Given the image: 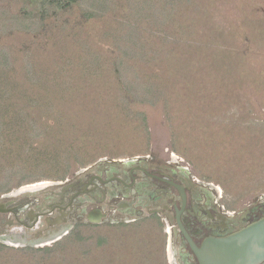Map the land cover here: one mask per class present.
Segmentation results:
<instances>
[{
	"label": "rangeland",
	"instance_id": "rangeland-1",
	"mask_svg": "<svg viewBox=\"0 0 264 264\" xmlns=\"http://www.w3.org/2000/svg\"><path fill=\"white\" fill-rule=\"evenodd\" d=\"M44 1L14 0L12 11L36 13ZM134 1L80 0L64 14L48 17L46 26L38 32L12 37L19 47L17 57L20 58L7 73L13 74L12 79L20 85L19 93L11 86L13 101L26 106L27 115L31 113L40 118L37 130L43 123L47 131L63 128L67 133L69 129L64 126L70 122L69 136L80 130L87 131L86 135L81 134L79 144L93 154L88 155L86 165H75L64 179L45 177L14 187L13 196L28 197L17 192L27 186L41 185L36 187L40 188L34 194L37 197L60 188V184L96 164L156 157L162 161L173 159V163L188 169L198 182L211 185L231 213L260 205L264 200V0H198L195 9H183L185 17L190 16L184 25L190 34L193 32L189 41L192 53L182 47L177 50L180 57L174 55L175 58L167 59L168 64H161L159 57L152 59V53L149 60L130 61L138 73L130 82L140 86L154 83L167 92L155 105L138 101L137 95H129L123 85L134 86L122 83L114 71L113 64L122 55L120 50L127 32L136 29L137 34L140 22L142 34L150 38L149 44L154 43L150 49L163 46L162 35L167 32L161 19L134 18V5L147 10V14L152 10L156 15L161 13L158 3L153 8L152 0H139L138 4ZM93 12L95 16L88 18ZM222 43L225 45L218 46ZM169 45L175 54V40ZM27 52L33 58L26 59ZM177 59L189 72L184 70L175 78ZM228 62L231 69L225 66ZM168 65L172 66L171 70H167ZM34 68L37 77L44 78L41 87L31 83ZM227 71L234 74L229 80ZM54 82L65 86H54ZM47 83L50 88L44 86ZM67 94L72 98H65ZM39 97L42 110L33 109L31 100ZM49 100L75 120L43 115L45 101ZM31 124L26 121L17 126L21 128L17 135L19 142L26 137V132H31L28 127ZM63 134L59 139L65 140ZM46 135L48 132L40 141L49 145L52 138ZM31 141L34 143L35 137ZM40 153L35 147V154H30L34 164L39 161ZM15 155L8 154V159ZM33 171L39 170L34 167ZM104 210L108 211L106 207ZM152 220L84 224L45 247L59 242L67 246L73 231L81 232L84 237L93 235L94 239L69 246L66 252L55 250L43 260L44 253L39 249L45 247L35 250L11 247L1 253L0 264L21 261L20 264H172L167 253L171 245L166 235L168 225L161 229ZM103 240L105 243L99 245Z\"/></svg>",
	"mask_w": 264,
	"mask_h": 264
},
{
	"label": "flooded vegetation",
	"instance_id": "flooded-vegetation-1",
	"mask_svg": "<svg viewBox=\"0 0 264 264\" xmlns=\"http://www.w3.org/2000/svg\"><path fill=\"white\" fill-rule=\"evenodd\" d=\"M173 162L141 157L100 163L37 197L40 188L19 190L28 196L22 199L13 196L14 189L1 194L0 242L40 248L81 224L155 219L162 229L168 225L172 264H199L188 238L200 247L209 237L229 235L264 217V200L231 213L217 190Z\"/></svg>",
	"mask_w": 264,
	"mask_h": 264
},
{
	"label": "trees",
	"instance_id": "trees-1",
	"mask_svg": "<svg viewBox=\"0 0 264 264\" xmlns=\"http://www.w3.org/2000/svg\"><path fill=\"white\" fill-rule=\"evenodd\" d=\"M13 1L14 0H0V173L2 176V178H0V195L12 191L14 187L19 188L25 184L38 182L45 177L50 179H64L65 176H67L71 172V170L74 169L75 165H86L89 162V156L93 155L92 153L89 154L88 151H86V146H84L83 144H79L81 136L86 135L88 132L80 130L78 132H74L73 135L69 136L68 132L70 131V122L69 124L67 123V125L64 126L69 129L67 133L63 130V128L57 130L50 128L49 131H47L43 123L41 124V128L37 130L36 128H38V125H40V118L33 116V114L31 113L27 115L26 110L28 108L26 106L18 105V103L13 101L14 92L11 90V86L13 85L16 88V91H18L20 85L17 80L12 79L13 74L11 76L7 74L8 68L14 66L15 62L20 61V58L17 57L19 56V53L17 51L19 47L14 44V41H12V37L15 35L19 36V33L23 32H38L40 29L46 26L45 20L48 17H58L60 14H64L65 12L71 10L80 0H46L44 1V3H42L41 10L36 13H29L26 10L19 13L13 12ZM134 2L138 4L141 1L135 0ZM156 4L160 7L158 10H160L161 13L154 15V11L151 10V12H148L147 14V10L142 8L143 11H141L142 9L140 10L134 5L133 8H135V10H133V14L135 15V19L142 18L145 19V21H151V19L162 20V25L167 29V32L163 33L164 35H162L163 46H161L159 49L148 48L152 44L154 45V43L151 42L149 44L150 38L147 39V36L142 34L143 23L140 22L138 25V35L135 33L136 29L131 30V32H127L129 34L127 38H125V42L122 46V49L120 50L122 55L116 58V61L113 64L114 71L117 73L119 80L124 84L127 82L131 83L134 86L133 88L132 86L128 87V85H123L124 88L126 87L127 93L129 95L139 96L137 98L138 101H149L153 105H155L158 100H162L163 97L167 95V92L160 90V86H157L154 83H148L147 85L141 84L140 86V84H134L130 82L133 77H138V73L136 72L137 68L135 66H131V62L137 60H149L148 57L150 56V53H152V59L159 57V62L161 64H168L167 59H171L172 57H174V55L176 57L179 53V51L177 50H180L182 47H184L183 50L187 51V53H192V44H189V41L190 38L193 37V32L190 34L189 31H187V27L184 25V23L188 21L187 19L190 18V16L187 15L185 17V15L183 14V9L188 7L190 9L194 7L195 9V6L198 4V0H157V2L156 0L151 1V7L156 8L154 7ZM144 14L145 17L146 14L148 16L146 18H143ZM94 16L95 12L90 13V15L88 14V18H92ZM187 33H189L190 36H188ZM180 39H183L184 42L181 43L182 41ZM174 40L175 54H173L174 51L171 50L172 48L169 47V44ZM224 45L225 44L223 43L218 44V46ZM25 48L30 49L27 46ZM29 57L33 58V55L32 53L27 52L25 58L27 59ZM179 57L180 56H177L176 58ZM126 61L131 62L130 64H128ZM177 61L178 67L175 68V78H177L179 74L183 73L184 70L186 72H189V70L186 69L187 67H181V62L179 63V59H177ZM174 63L175 61L173 62V64ZM27 66L31 67V63H27ZM225 66H228L230 68L231 64H229L228 62L227 65L225 64ZM171 69L172 66H169L167 68V70ZM35 72V68L32 69V72L30 74L31 83L35 84L34 86L38 84L39 86L37 87H41L40 85H43L44 81L42 80L44 78H38L36 75L37 73ZM84 72L85 69H83V73ZM131 74L133 75L131 76ZM233 75L234 74H231L229 71H227L228 80ZM234 82L238 81L235 80ZM52 84L54 86H60L61 88L65 86V83L62 84L54 82ZM44 86L50 88L49 84L48 86L44 84ZM68 88L70 89L71 87ZM138 92L141 94H138ZM17 93H19V91ZM68 96L72 98L68 94L64 97L66 98ZM40 100V97L39 99L31 100L32 105H34L32 107L33 109L37 108L39 110L42 107V101ZM129 103L132 102L130 101ZM17 106L19 107V110H16ZM56 106L57 105H55V102L53 100H49L48 102L45 101L44 109L42 112L43 115H52V117L58 120H60L59 118L63 116H65V118L68 117V120L70 121L75 120V117H73L72 115L71 118L69 117L70 113L68 111L67 112L69 113V116L68 114H65L62 109H59L57 108L58 106ZM35 113L38 114V111L36 110ZM26 121L32 122L31 125H28L31 132H26V137H24L22 142H19V139H17V135L21 128H17V126L22 125ZM78 123L80 124V122ZM22 130L24 131V129ZM47 132L49 135L46 136L52 138V142H50L49 145L42 144V141H40L43 135H45ZM60 134L64 135L65 140L63 138L59 139ZM32 137H35V141H37L38 143L35 141L33 143L31 141ZM71 137H73V139H71ZM84 143H87L86 140H84ZM40 145L43 146L41 148H44L43 152H41V149L39 148ZM35 147L39 151V153H41L38 156L40 158L39 161L36 160V163L34 164L30 158V154H35ZM8 154L18 155H15V157H10L11 159L9 160ZM4 159H8L9 162L3 161ZM91 159L94 160L95 158ZM34 167L39 170L37 171L38 173L33 171ZM151 222H153V220ZM157 224L162 229V224H160L159 222H157ZM82 226H84V224L79 225L78 228ZM92 239H94L93 235L84 237L82 236L81 232L73 231V234H71L67 239V246L59 242L56 246L39 249L44 253L42 260L47 258V256H51L53 252H57L55 250L66 252L67 250L69 251V246H73L78 242L82 243L86 240L90 241ZM104 240L100 242L99 245H103L106 241ZM10 248L11 247L0 242V255ZM28 249L35 250L34 248ZM21 262H19V264ZM37 264H41V262H37Z\"/></svg>",
	"mask_w": 264,
	"mask_h": 264
},
{
	"label": "water",
	"instance_id": "water-1",
	"mask_svg": "<svg viewBox=\"0 0 264 264\" xmlns=\"http://www.w3.org/2000/svg\"><path fill=\"white\" fill-rule=\"evenodd\" d=\"M188 240L199 264H264V217L229 235L209 237L200 247Z\"/></svg>",
	"mask_w": 264,
	"mask_h": 264
}]
</instances>
